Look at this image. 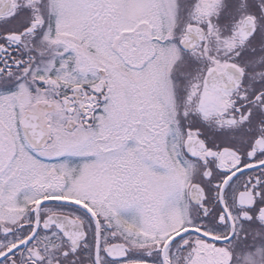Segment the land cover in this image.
<instances>
[{
  "label": "snow or ice",
  "instance_id": "1",
  "mask_svg": "<svg viewBox=\"0 0 264 264\" xmlns=\"http://www.w3.org/2000/svg\"><path fill=\"white\" fill-rule=\"evenodd\" d=\"M0 264H264V0H0Z\"/></svg>",
  "mask_w": 264,
  "mask_h": 264
}]
</instances>
